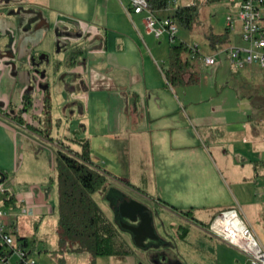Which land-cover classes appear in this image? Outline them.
<instances>
[{
  "label": "rangeland",
  "instance_id": "374dc122",
  "mask_svg": "<svg viewBox=\"0 0 264 264\" xmlns=\"http://www.w3.org/2000/svg\"><path fill=\"white\" fill-rule=\"evenodd\" d=\"M193 2L197 6L199 21L193 30L179 26L175 41L183 40L190 45L198 43L203 51L211 52V47H208V35L225 32L226 17L232 15L235 21L227 36L228 41L223 44L222 49L229 45L246 46L248 44L237 18L238 8L230 0L215 3H208L206 0H172L170 6L174 8L169 12L174 11L180 4H192ZM37 5V10L28 9L27 11L29 15L34 14L40 21H43L42 24L47 28L36 27V32L38 35L40 34V37L44 36L43 39L46 38L39 50L35 51L37 46L34 39L31 40L28 47L29 53L32 55V66L34 68L37 66L35 71H38L39 66L42 67L40 68L42 74L38 75L40 78L38 84L49 89L51 114L46 115L44 112V94L40 98L36 85L33 84L30 88L31 91L29 90V99L32 101L29 110H23L25 106V101H23L21 106L12 111L15 113L12 118L18 122L12 128V132L19 133L18 154L16 158L13 155L10 158L5 154L9 160H4L5 164L1 168L2 174L7 175V177H3V182L10 193H17L15 183L22 185L21 187L37 186L40 189L48 190L49 202L55 206V214L50 216L54 219L57 218L59 203L57 163L61 148L58 141L62 140L72 149L79 150L80 144L66 137L90 139L87 136L88 133L85 134L84 127L89 122L99 120L100 116L93 104L94 98L99 94L104 100L107 98L106 95L111 98L118 96L119 99H124L126 107L121 113L123 122L121 129L117 133L112 132L115 131L112 123L115 117L112 114L108 115L107 120H104L107 122L104 126V133L106 134V131L112 133L110 135L112 139L103 138L102 146H99L98 139H96L94 147L91 145L92 160L103 170L109 172L111 177L106 185H100L98 190L92 193V197L113 221L122 237L129 243L132 252L116 256H93L90 253L72 254L57 250L53 247L56 245L53 230H48L43 221L29 217L23 212L26 206L23 203L19 204L17 208L19 214L12 225L14 237L17 239V236H26L30 242V256L42 259L45 264H233L234 262L250 264L248 256L227 241H223L222 244L229 254L222 257L219 252L218 255L216 241L206 237L203 231L205 228L192 224L193 221L185 217L183 194L178 193V191H183L182 161L174 160L162 165L166 178L163 179L159 175L154 181L151 174L153 169L150 162L151 155L148 150L149 135L147 132L137 134L135 127L126 118L127 115L135 117L138 112V116L143 117L142 101L151 99L155 94L150 87L153 85L162 87L160 83H166L163 69H167L170 61L172 45L170 37L163 35L157 38L154 34H148L146 24L137 20L135 15L131 19L121 0H44V2L39 1ZM9 31L4 35L8 36ZM83 33L86 34L82 36L81 42L76 44L72 41V36L77 34L80 36ZM13 34L12 32L11 35ZM107 35L110 38L112 53L132 52L133 57L128 56L119 60L127 64L125 71L130 68L127 74L124 70L117 74L114 69L123 66L114 58L109 59L104 66L92 58L94 52L92 48L99 47L100 43H104ZM57 39L58 43L56 44ZM16 42L20 43L18 39L13 41L10 50L21 51L18 44H14ZM77 45H82L86 49L87 55L79 58L77 69L82 73L77 74L73 80L74 84L65 90V93H68L67 96L71 91L70 95L72 94L75 98L66 101L64 94L62 92L59 94L57 91L61 89L60 84H63L71 75L65 72L66 60H68L66 51L70 52ZM8 47L9 44H4L2 40L0 50L7 51ZM36 52L39 53V58L36 57ZM218 56L222 63L218 66L220 69L217 74H214L215 72L212 70L216 66H199L198 81L170 87L172 96L170 98L173 102L177 101L182 108L183 104L185 105L190 99L210 100L211 103L221 105L225 109L226 116L232 120V126L222 127L225 131L224 137L218 141L208 139L207 146L212 152L214 149L229 152L228 163L233 167L242 168L246 161L245 156L237 150L242 144L240 134L245 129L250 140L259 136L260 132L264 136V117L261 116L257 119L254 114V111H264V104H261L256 96L257 92L264 93V68L248 65L240 69L241 74H238L232 71L230 59L225 51L219 52ZM147 57L153 62V64H146L148 78L145 76L143 67V59ZM100 66L102 69L108 70L107 74L98 70ZM153 66L157 68L159 74L153 70ZM136 68L141 70V80L144 76L142 81L139 80L141 81L139 86L135 88L139 89V95H134L132 93L134 88H131L140 78L138 75L130 73ZM233 75L236 79H230ZM35 77L37 76L34 75ZM77 80L80 85L75 83ZM146 86H148V91H144ZM104 87H107L106 90H99ZM84 89L86 90L85 94H83ZM88 93L92 94V101L84 109L83 103L88 102ZM157 94L161 96L164 94L163 98L166 100L170 96L164 88L161 92L157 91ZM133 98L140 99L135 109V106L130 105ZM69 102H73L72 106L68 104ZM21 115L23 117H20ZM21 118L25 120V123L19 121ZM241 124H245V127L241 128ZM34 127H40L46 135L53 137L54 140L51 141L36 133ZM193 131H195L194 128ZM137 135L139 139L136 141L135 136ZM136 142L138 147L135 146ZM250 144L251 142L248 141L246 146ZM254 144L256 151L260 145L264 146V143L255 142ZM237 155L241 157L240 162L234 159ZM214 157H216L215 154ZM122 159L125 160L124 165L121 164ZM259 168H262L261 165ZM235 169L240 175L238 168L235 167ZM16 177L19 178V182L15 180ZM122 179H128L132 186ZM158 188L166 193L168 200L157 194ZM230 193L232 196L228 197L231 200L233 194L231 191ZM5 197L6 193L0 192V208L5 210L14 208L13 204L9 206L4 204ZM134 200L142 201L152 207V211L155 212V226L160 236L159 239L147 238L145 242L143 240V243H140L135 232L130 229L133 225L130 224L122 205L125 201ZM155 201L157 202L155 203ZM259 204L257 202L252 206L246 204L243 206L247 215H250L251 210L257 214V221L253 222L254 230L264 245V213H258ZM233 207L238 208L243 215V211L237 203ZM225 209H217L214 215L209 214L202 219L211 224L214 216ZM195 215L197 216V213ZM181 217L185 218L182 220ZM187 230H189L187 237H183Z\"/></svg>",
  "mask_w": 264,
  "mask_h": 264
},
{
  "label": "crops",
  "instance_id": "0c3cea01",
  "mask_svg": "<svg viewBox=\"0 0 264 264\" xmlns=\"http://www.w3.org/2000/svg\"><path fill=\"white\" fill-rule=\"evenodd\" d=\"M44 2V0H0V40H3L4 44H9V47L7 48V51L0 50V171L2 170V166H4V160L7 158L5 157V154H7L10 158L11 155L14 156V158L17 157L18 154V135L17 132H12L13 125L18 123L16 122L12 116L15 114L13 113V109L21 106L23 101L27 102L29 101L30 104H32V101L29 99L30 94L29 90L31 91V86L33 84L36 85V90L38 91L37 94H39L40 98L44 94L45 90H49L48 87H43L39 85L38 81L40 78L38 75L42 74L40 73L39 66L38 73L35 71V68L32 66V55L29 53V44L32 39L35 40V45L37 46L35 48V51L39 50L41 44H44L45 38L40 37V34L36 32V27H45L40 19H38V16L34 14L28 13V9H34L37 10L38 2ZM124 7L125 5H129V0H121ZM131 7V6H130ZM174 7H170V9H173ZM169 9V10H170ZM126 10V8H125ZM127 11V10H126ZM127 14H129L130 18L133 19V15L137 18V20L141 21L142 23H145V13H135L133 10L131 12L127 11ZM168 11L166 12H160V14H157L159 17L167 16ZM51 25V24H50ZM227 26V23H226ZM9 29H12L9 31ZM9 31V35L5 36L4 33ZM43 31V30H42ZM14 33L11 35V33ZM148 32V31H147ZM40 33V32H39ZM205 33V32H204ZM86 33L81 34L80 36L75 35L72 36L73 42L78 44L82 40V36H84ZM148 34H152L148 32ZM206 35V34H205ZM207 36V35H206ZM177 38V37H176ZM174 38L171 40L172 44H179L182 41L178 42L175 41ZM208 38V37H207ZM18 39V42L14 43L15 45L18 44L21 51H14L10 50V46H12V42ZM110 38L105 39L104 43H100L99 47H94L93 56L92 58L99 62L101 66H104L107 64L109 59H115L117 62H121L120 64L124 67L116 68L114 69L117 74H120L119 71H122L126 68V63H123L122 61H119L121 58L125 59L128 56L133 57L132 52H124L121 53H112L111 52V45H110ZM0 41V43H1ZM23 41V43H22ZM58 43V39L56 41V44ZM103 44V45H102ZM198 44V43H195ZM193 44V45H195ZM192 45V44H191ZM199 45V44H198ZM81 47L83 49V53L78 55L77 61L74 63L70 60L72 51L74 48ZM208 47L210 45L208 44ZM200 53L202 55H213L218 50H212L211 52H205L201 49L200 45ZM66 74H71L68 79L64 82L65 85L60 84V90L57 92L60 94L61 92L64 94V100L70 101L71 98H73V95L71 91H69V95L65 93V90L68 89V86H71L73 83V80H75V76L77 74H81V72L78 71V65H79V58H82L83 56L87 55L86 49L82 45H77L76 47H73L71 51H66ZM39 53L36 52V57H38ZM39 58V57H38ZM217 63L215 65H206L203 64V62L199 61L200 67H208V66H216L213 67L212 70H214V74H217L219 71V65H221L222 61L217 56ZM144 64V70H145V76L148 78L147 72H146V64L149 65V63L153 62L150 58L143 59ZM128 65H130L128 63ZM260 67L257 64H252ZM249 65V66H252ZM99 67V71L105 72L107 74L108 70L102 69V67ZM248 66V65H247ZM246 66V67H247ZM61 68V67H60ZM58 68V69H60ZM232 68V65H231ZM262 68V67H260ZM81 69V68H80ZM130 69V68H129ZM125 71L127 72L129 71ZM153 70L156 71L159 74V71L157 68L153 66ZM216 70V71H215ZM59 71V70H58ZM140 69L136 68L133 70V75H138L140 78L138 79L137 83L132 85V93L134 95H139V89H135L136 86H139L141 80L140 75ZM232 71L235 73L241 74V71L235 70L232 68ZM60 72V71H59ZM34 75L37 77L34 78ZM74 77H73V76ZM164 75V74H163ZM122 76V75H121ZM206 76V75H205ZM162 79V78H161ZM230 79H236L233 76L230 77ZM141 80V81H139ZM166 83H160L162 87H157L153 85L152 92L153 97H149L151 99H145L142 101L143 106L142 109L144 116L139 117L137 115L134 117H128L127 120L130 121L131 125L135 127L137 134H141L143 132H147L149 135L148 138V150L149 155H151L150 162H151V168L152 169V175L154 178V181L156 178L161 175L164 178H166L165 169L162 168V165L168 164V162H172L174 160H180L183 162V191H178V193L183 194V210H192L191 213L198 219L199 221L203 222L205 230H203L206 234V237L215 240L217 244L216 252L219 255L227 256L229 254V251L226 250V248L223 246L220 238L210 233V226L212 224H208V221H206L205 218L209 214L214 215L216 213L217 209L226 208L225 210L229 209H238L236 207H233L236 203L239 206V208L243 211V218L245 221L253 228V231L255 233V227H254V221H257V214L254 213L252 210L250 212V215H247V213L244 211L243 204L246 205H254L257 202H259V214L264 213V146L260 145V148L256 151L255 142L264 143V136H262V132L259 133V136L253 137V139L250 140V138L247 135V131L245 129L240 134V139L242 140V144L237 148L238 151H240V154L245 156L246 164L240 168L239 166H235L238 168L240 175L236 171L235 167L231 166L228 163L227 158L230 157L229 152H224L223 150H216L214 149V152L211 151L210 147L207 146L208 139L211 141H218L219 139L223 138L225 135V131L222 127H231L232 126V120H230L229 117L225 114V109L221 107V105L211 103L210 100H203V99H190L188 102L184 105L183 108L180 106V104L173 100H171V86L166 77H165ZM75 82V81H74ZM78 85L80 83L78 80L75 82ZM67 84V86H66ZM66 87V88H65ZM123 87V85H122ZM107 87L100 88L99 90H106ZM148 86H146L147 90ZM162 88L165 89V92L169 93V97L164 99V94L161 96L160 94H157L158 92L162 91ZM129 89V88H128ZM142 90V89H140ZM86 93V90L84 89L83 94ZM249 94V93H248ZM106 95V94H105ZM253 95V94H251ZM152 96V94H151ZM257 98L259 99L261 104H264V93L257 92L256 93ZM67 97V98H66ZM106 99H102V97L98 94L94 98V106L99 111V120L94 122H89L88 125H85L84 130L85 134L88 133V137H90L91 145L94 147V140L98 139L99 146H102L103 144V138H111L109 131H106L107 133H104V126L107 122L104 120H107V116L112 114L115 118H113V128L116 132L121 129V124L123 123L121 120V113L124 112V108L126 107V102L124 99H119L118 96L111 98L106 95ZM66 98V99H65ZM75 98V97H74ZM73 98V99H74ZM88 102L83 103V107L87 106V104L90 105V101H92V94L88 93L87 95ZM138 102H140V99L133 98L131 101V106H135L134 109L137 107ZM75 104L77 102H74ZM70 106H72L73 102H69ZM129 105V106H130ZM128 106V107H129ZM146 108V109H145ZM110 110V111H109ZM146 114V115H145ZM255 117L258 119L261 116L264 117V111H254ZM112 116V117H113ZM143 119V120H142ZM143 121H145L143 123ZM82 122V121H81ZM82 124V123H81ZM142 124V125H141ZM94 125V128H93ZM219 127L223 130V134L221 137H213L210 133H200L199 130L201 128L205 127ZM241 128L245 127V124L240 125ZM193 128L195 131H193ZM95 129V130H93ZM80 130V128H79ZM78 131V129H77ZM76 132V130H75ZM202 137V139H201ZM67 139H71L72 137H66ZM112 139V138H111ZM135 139H139L138 135L135 136ZM118 140H121L118 138ZM250 141L251 144L246 146L247 142ZM134 144V143H133ZM135 146L138 147L137 142L135 143ZM140 147V146H139ZM106 149V145H105ZM260 150V151H259ZM140 151V148L138 152ZM214 154L216 157H214ZM235 161L240 162L241 157L239 155L234 157ZM9 160V158L7 159ZM125 160H121V164L124 165ZM259 165H261L262 168H259ZM151 175V176H152ZM1 178L7 177L6 174H2L1 171ZM108 181L111 178L109 174ZM127 177V176H125ZM4 178L1 180L3 182ZM113 179V178H112ZM17 182H19V178L16 177ZM153 181V182H154ZM3 185L5 186L4 182ZM16 189L18 190L17 193H10L11 195L15 196L17 206L14 208H8L7 211L15 214L13 216V219L16 220L18 216V206L20 203L25 204V207H30L31 211L27 214L29 217H33L35 219H38L39 221H43L45 227L48 230H53V233L56 237V245L55 249L58 247V237L56 233V226H57V218H51L50 215H54L55 213V206L50 204L49 202V192L45 189H40L37 186H31V187H21L22 185L16 184ZM6 188V186H5ZM233 194L232 199L230 200L229 197H231V193ZM174 192H177L174 190ZM230 193V194H229ZM157 194L159 196H163L165 200L167 198L166 193H163L159 188L157 189ZM164 194V195H162ZM227 195V197H226ZM229 196V197H228ZM157 201H155L156 203ZM49 205L52 208V210H49ZM229 208V209H228ZM204 211V212H203ZM197 213V216L195 215ZM219 214V213H218ZM216 214V215H218ZM241 214V213H240ZM215 215V216H216ZM214 216V218H215ZM50 217V219H49ZM214 220V219H213ZM192 224H194L192 222ZM14 225V223H13ZM195 225V224H194ZM198 227V226H196ZM9 229L13 233L12 225L9 226ZM189 230L186 231V233L183 234V237L188 235ZM256 235V233H255ZM257 236V235H256ZM185 237V238H186ZM258 238V236H257ZM259 239V238H258ZM29 241V240H28ZM30 242H28V247L31 250V247L29 245ZM240 251V250H239ZM241 252V251H240ZM40 263L45 264L42 259L36 258ZM235 259L233 258V261ZM12 262L16 261V256H13L11 258ZM233 264H247V263H237L234 262ZM249 264V263H248Z\"/></svg>",
  "mask_w": 264,
  "mask_h": 264
},
{
  "label": "trees",
  "instance_id": "16d2710c",
  "mask_svg": "<svg viewBox=\"0 0 264 264\" xmlns=\"http://www.w3.org/2000/svg\"><path fill=\"white\" fill-rule=\"evenodd\" d=\"M215 3L222 0H206ZM150 11L160 14L168 11V16L177 20L179 26L193 30L199 21V13L196 3L180 4L174 11L169 12L172 0H147ZM231 28L226 27L225 32L220 34L210 33L209 44L212 50H220L228 41ZM83 53L81 47L74 48L70 60L74 63L78 55ZM200 52L194 53L192 45L187 42L172 44L170 49V61L167 69H163L164 75L171 86L198 81V67ZM43 108L46 115L51 114V97L45 90L43 97ZM29 101L25 102L23 110H29ZM20 117H23L21 115ZM21 123H25L22 118ZM41 136L54 140L46 135L40 127L33 128ZM200 133H210L211 136L221 137L223 130L219 127H205ZM72 140L80 144V149H72L62 140L59 149L57 163V182L59 203L57 208V250L83 254L90 253L93 256H116L132 252L129 243L122 237L113 221L106 215L101 206L93 199L92 193L98 190L100 185H106L109 172L103 170L92 160L91 142L89 138L74 137ZM132 186L128 179H122ZM4 204L17 206L14 195L7 190ZM192 210H183V213H191ZM200 225L203 222L196 219ZM17 241L23 247H28L26 236H17ZM31 250L28 249L30 255Z\"/></svg>",
  "mask_w": 264,
  "mask_h": 264
},
{
  "label": "built area",
  "instance_id": "2783aa9c",
  "mask_svg": "<svg viewBox=\"0 0 264 264\" xmlns=\"http://www.w3.org/2000/svg\"><path fill=\"white\" fill-rule=\"evenodd\" d=\"M238 8V20L243 28L246 46L229 45L220 49L213 55H200V60L206 65H215L219 52L226 53L232 68L240 70L247 65L257 64L264 68V0H230ZM125 5L128 12L145 13L147 31L157 38L168 35L170 39L177 37L179 24L171 16L159 17L148 8L147 0H129ZM235 21L234 16L226 17L227 26L230 28ZM194 53L200 52L198 44L192 45ZM0 176V192H5ZM49 210L52 208L49 205ZM31 208L25 207L23 212L28 214ZM15 214L0 208V264H42L35 257H31L28 249L17 241L9 226L13 225ZM210 233L223 241L236 247L246 254L250 264H264V245L255 235L253 228L245 221L238 209H229L215 216ZM16 256V261L11 258Z\"/></svg>",
  "mask_w": 264,
  "mask_h": 264
},
{
  "label": "flooded vegetation",
  "instance_id": "af4514ba",
  "mask_svg": "<svg viewBox=\"0 0 264 264\" xmlns=\"http://www.w3.org/2000/svg\"><path fill=\"white\" fill-rule=\"evenodd\" d=\"M141 202L143 205L147 206V211L149 212L150 214V217H151V225H152V228L150 227V225L148 224V219L149 216H147L144 212L142 213L143 215V218H142V215L140 213H137V211L139 210V206H134V207H131L129 210L127 209L126 212L130 214V216H127V218L129 219V222L131 225H133V227H138L140 225V223L142 222V220L144 219V223L142 225V227L140 228H137V232L139 234V238L140 239H144V242L147 238H152V239H159V234L157 233V229H156V226H155V212L152 211V207L145 204L144 202L142 201H139ZM185 217H188L191 219V221L194 222L195 225H200L196 222V217L192 214H184ZM135 216H136V219H135ZM134 217V218H132ZM185 217H181V219L183 220V218ZM201 227H204V225H200Z\"/></svg>",
  "mask_w": 264,
  "mask_h": 264
},
{
  "label": "water",
  "instance_id": "95a60500",
  "mask_svg": "<svg viewBox=\"0 0 264 264\" xmlns=\"http://www.w3.org/2000/svg\"><path fill=\"white\" fill-rule=\"evenodd\" d=\"M0 176H1V171H0ZM134 206H139V210L137 211V213H140V214L142 215V213L144 212L147 216H149L150 219H148V224H149L150 227L152 228V225H151V217H150L149 212L147 211V206L143 205V204H142L141 202H139V201H135V200H134V201H125V203L122 205V208H123L125 214L128 215V216H130V214L127 213L126 210H127V209L129 210L131 207H134ZM132 218H134V217H132ZM142 218H143V215H142ZM135 219H136V216H135ZM144 221H145V220L143 219L142 222L140 223V225H139L138 227H133V226H132V227L130 228L131 230H133V231L135 232V234H136V238L138 239V241H139L140 243H143V240H144V239H140V238H139V234H138V232H137V228L142 227ZM128 226H130V225H128ZM152 230H153V228H152Z\"/></svg>",
  "mask_w": 264,
  "mask_h": 264
}]
</instances>
